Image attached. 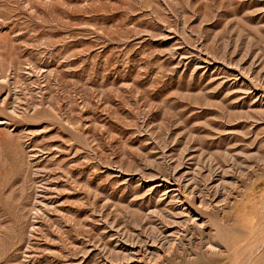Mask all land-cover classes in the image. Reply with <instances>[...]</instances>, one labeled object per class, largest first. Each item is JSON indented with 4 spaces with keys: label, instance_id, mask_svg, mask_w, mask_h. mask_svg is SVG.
Segmentation results:
<instances>
[{
    "label": "rangeland",
    "instance_id": "rangeland-1",
    "mask_svg": "<svg viewBox=\"0 0 264 264\" xmlns=\"http://www.w3.org/2000/svg\"><path fill=\"white\" fill-rule=\"evenodd\" d=\"M0 264H264V0H0Z\"/></svg>",
    "mask_w": 264,
    "mask_h": 264
}]
</instances>
